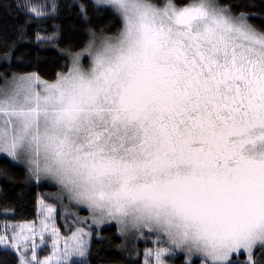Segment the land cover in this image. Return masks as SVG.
Masks as SVG:
<instances>
[{"label":"snow or ice","instance_id":"obj_1","mask_svg":"<svg viewBox=\"0 0 264 264\" xmlns=\"http://www.w3.org/2000/svg\"><path fill=\"white\" fill-rule=\"evenodd\" d=\"M0 60V264H264V0H0Z\"/></svg>","mask_w":264,"mask_h":264},{"label":"trees","instance_id":"obj_2","mask_svg":"<svg viewBox=\"0 0 264 264\" xmlns=\"http://www.w3.org/2000/svg\"><path fill=\"white\" fill-rule=\"evenodd\" d=\"M60 2L63 4L64 0H60ZM83 2L90 3V0H83ZM77 11H78V8L74 7L73 13H75ZM61 14L63 15V10H62ZM71 19L75 20L76 17L73 16V17H71ZM56 22L57 23H63L64 21L57 20ZM92 22L94 24H103L106 22V17H100L99 19H97L95 16H93ZM77 23H79V21H77ZM114 30L115 29H112V31H114ZM109 34H111V32H109ZM82 43H83V41H81V44ZM75 50L79 51V48H76ZM45 55H46V59L41 60V62L38 66L24 65L22 67H24L25 70H32L33 68H37L39 73L42 76H44L45 78H47V75L50 72H52L51 57L56 56L57 53L55 52V50H49ZM63 62H64L63 60L60 61V63H63ZM14 63H15V61H14ZM4 67H5V64L3 63L2 60H0V71H2ZM15 171L18 175H21V178H22V169H16ZM0 187H2L7 192L8 200L13 201L14 200V194H13V190H12L11 186L6 181L0 179ZM38 191L39 192H47L48 189L43 188V189L37 190L35 187H33V189L29 192L27 198L23 202L18 203L16 205L15 214L9 215V217H8L9 223H12V224L25 223V222H30V221L35 220L36 213H37L35 201L37 198ZM2 202H3V197H0V203H2ZM2 225H3V217L0 216V229H1ZM101 231L104 235H113L115 232V227H113V226L107 227V228L101 229ZM113 239L115 240L116 243L120 242L119 237H115L113 235ZM149 246H151V245H149ZM139 247H140V255L137 257V259L139 260L140 264H143V249H144L143 242H140ZM91 261H92V264H96V257L95 256L91 257Z\"/></svg>","mask_w":264,"mask_h":264},{"label":"rangeland","instance_id":"obj_3","mask_svg":"<svg viewBox=\"0 0 264 264\" xmlns=\"http://www.w3.org/2000/svg\"><path fill=\"white\" fill-rule=\"evenodd\" d=\"M48 202H51V201H48ZM82 214H86V213H82ZM25 223H27V222H25ZM56 223H57V227L60 228L61 232L63 233L64 228H65V222L62 219H60L59 214H57ZM89 223H90V221H89ZM16 224H20V223H16ZM112 226L115 227L114 225H112ZM107 227H111V226L105 225V226L102 227V229L107 228ZM2 228H3V225L1 226L0 230H2ZM38 240H39V238L37 237V241ZM49 244H50V241H49ZM61 247H62V245H61ZM38 251H43V246H42L41 249H38ZM44 254H51L50 247L47 249L46 252H44Z\"/></svg>","mask_w":264,"mask_h":264}]
</instances>
